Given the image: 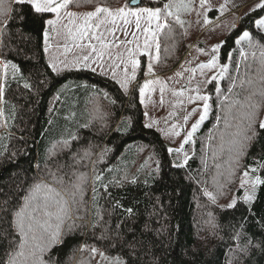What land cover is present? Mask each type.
<instances>
[{"label":"trees","instance_id":"16d2710c","mask_svg":"<svg viewBox=\"0 0 264 264\" xmlns=\"http://www.w3.org/2000/svg\"><path fill=\"white\" fill-rule=\"evenodd\" d=\"M106 2L116 8L128 0ZM137 3L143 6L148 0ZM95 6L92 3L74 8L93 10ZM4 8L11 11L5 17V34L0 35V60L17 64L24 79H13L9 70L4 101H0L4 113L0 117V202L15 204L34 180L45 176V164L53 171L59 164L60 174L68 180L84 174L83 200L73 206L72 217L82 227L63 246L52 250L53 259L62 264L80 260L98 264L88 251H79L80 245L86 243L107 255H120L129 264H226L229 248L251 239L253 245L259 246L251 249L244 264H264V185L258 188L251 210L239 200L235 208L222 207L234 186L227 182V152L220 155L219 149L221 136L234 131L224 123L226 106L231 103L225 96L240 91L238 87L232 94L227 91L231 86L229 77H237L236 66L240 63L235 37L247 28L264 44L251 23L264 16V11L246 13L227 36L222 58L228 59V51L236 49L228 77L223 79L219 94L213 91L211 116L197 131L195 143L187 145L191 150L188 163L176 167L161 132L145 127L138 87L125 93L115 80L88 69L54 72L44 51L42 22L26 4L5 0ZM173 27L174 39H161L162 61L157 64L161 72L173 69L188 47L183 43L184 30L179 25ZM244 49L249 59L240 63L239 75H244L247 63L252 66L249 75L255 76L259 50L254 49V60L253 50L246 45ZM178 50V58L169 57ZM143 78L141 75L140 80ZM24 80L32 85L30 89L23 87ZM258 131L260 135L243 164L254 166L253 158L264 156V129ZM64 140L67 146L58 144ZM54 146L56 154L49 157ZM217 163L222 165L219 170ZM218 171L224 176H217ZM97 175L100 180L95 179ZM213 177L225 184L216 204L203 195L205 187L216 192ZM242 194L239 190L238 195ZM128 208L132 214L126 211ZM213 218L215 229L209 223ZM7 227L0 220V228ZM238 231L242 233L239 241L233 239ZM102 234L110 239H100ZM197 236L202 239L193 253ZM124 241L134 244L135 249ZM112 243L116 247H111ZM4 247L6 244L0 243V256ZM69 256L73 257L70 261Z\"/></svg>","mask_w":264,"mask_h":264},{"label":"snow or ice","instance_id":"6c2138e0","mask_svg":"<svg viewBox=\"0 0 264 264\" xmlns=\"http://www.w3.org/2000/svg\"><path fill=\"white\" fill-rule=\"evenodd\" d=\"M17 4H26L31 14L38 18L45 26L42 32L44 51L48 52L50 48V39L60 38L63 40L65 53L71 50V46L78 49L82 55H77L73 60L68 61L65 57L60 60L53 56L49 59V66L54 72L59 73L64 69L70 68H91L96 71L92 65H98L104 69L105 57L111 63L108 67L112 71V76L116 79V70L122 68V76L117 79V83L125 93H128L130 85L137 81V74L143 70L146 77H155L153 79H145L142 85L138 83L134 87L139 88L140 102H145L146 94L154 91L159 86L161 104L165 91H170L171 95L181 99H177L173 107L182 106L184 104L185 93L195 92V95H187L188 103L192 104L196 101H202V111H199V119L192 123L182 138V142L177 148H168L169 154L175 153L178 159L182 156V161L176 163V167H184L189 160V155L184 151V145L195 143L193 136L199 129L201 123L206 119L211 105L208 94H201L199 85L195 89L182 86L180 89H170L165 80L156 76L155 66L162 61L161 57V39H174L175 28L173 25H179L184 28L185 21L181 19L182 13H192L196 11L198 17L203 18V24L211 23L208 13L213 10L211 0H199L197 10L194 5L196 0H148L147 4L141 6L136 0H128L120 7L108 6L106 0H15ZM231 0H225L217 11L222 15L228 10L227 5ZM5 0H0V35H4L8 27L5 17H8L11 9L4 8ZM96 6L93 10L87 12H77L70 10L78 8L84 4H92ZM235 6V5H234ZM257 9L264 11V0H258L250 12ZM247 15V14H246ZM199 23V20L197 21ZM256 30L257 36L264 39V16L254 18L251 22ZM230 27L236 28L235 22ZM122 34L123 39L120 38ZM54 34V36L52 35ZM184 34H187L185 29ZM131 37V39H129ZM224 41L220 44L213 45L211 48L210 58L207 62L199 63L195 68H185L184 71L190 72L189 83L195 77L197 71L202 77H205L203 83L208 84L212 81L223 79L225 73L228 72V64L219 63V50L223 46ZM235 44L240 46L239 54L241 62L249 59V53L245 51L246 45L251 51V56L256 59V51L259 50V65L256 69L255 76L249 75L251 65L245 63V73L239 75L240 63H237L236 78L229 77L230 87L228 93L232 94L235 88H239V92H235L234 96H225V100H231L226 106V114L224 123L226 128L234 129L228 133L230 137L225 141L224 136L220 138V155L227 152V182L231 183L232 179L239 174V189H243L242 197H233V199L222 207L235 208L238 200L245 205L250 206L257 197V190L264 185V156L261 158H253L254 166L243 164L244 157L248 155V151L252 144L258 139L260 133L258 129H264V119L260 118V112L264 111V44L253 35V32L245 28L235 40ZM200 53L209 55L204 49H197ZM167 52L168 48L165 47ZM231 52L228 59L231 61ZM141 57L147 58L146 69H142ZM188 63H191L190 61ZM61 65L63 67H61ZM218 69V75L206 76V70L211 72ZM9 70L13 79L20 77L24 79L20 67L12 63L10 60H0V101H4L6 87L8 86ZM176 76H183V72H177ZM169 80L172 78L169 77ZM23 87L30 89L32 85L24 80ZM219 94L221 89L219 84L215 88ZM107 96V93H105ZM115 103V101H112ZM199 106L193 107L190 112L183 115L182 124H172L170 128L161 131L168 137L181 136V130L187 125L189 119L197 114ZM4 115L0 110V117ZM145 112V116H147ZM169 115H175L170 113ZM219 121V117L217 118ZM233 121L235 123H233ZM157 121H151L145 124V127L151 128ZM72 139H75L73 136ZM211 140L212 137L209 136ZM225 143L227 149H225ZM62 146H67L68 141L58 142ZM55 146L49 152V157L55 155ZM85 155H88L86 152ZM217 153H213L215 158ZM147 163V162H146ZM40 166L37 165V168ZM205 167L207 164L205 162ZM215 167L219 170L222 165L217 163ZM45 176L36 179L25 189L23 196L13 204L9 205L7 200L0 202V220L8 225L7 228H0V243L6 244L3 248V255L0 256V264H62L59 259H53L52 250L58 246H63L66 240L75 234L77 228L82 227L76 224L73 217V206L82 202L83 188L82 183L84 174L76 176V179H65V175L60 174V165H56L53 171L47 164L43 169ZM75 175V173H73ZM217 176L223 177L224 173L218 171ZM96 180L101 177L97 175ZM119 184V181H116ZM213 183L216 185V192L209 191L206 187L203 189V195L206 196L213 204L217 203L218 195L223 194L222 189L225 184L217 177H213ZM105 189L107 185H104ZM95 192V189H93ZM95 198V197H94ZM78 210V209H77ZM132 214V209L126 210ZM211 216V213H209ZM102 219V217H101ZM212 228L217 225L214 218L209 221ZM93 228L96 224L92 225ZM119 227V225H117ZM147 227V226H146ZM243 227V225H241ZM242 233L236 232L233 239L239 241ZM100 239L108 240L110 237L101 235ZM202 237H195L193 241V253L196 252V245L200 243ZM119 242V234H118ZM131 249H135V245L124 241ZM252 240L249 239L245 244H236L235 248H229L226 264H244V259L248 257L253 247ZM111 247H116V243H112ZM79 251H88L95 258L97 255L106 264H127L120 255L109 256L105 251H101L95 246L82 244ZM47 257V258H46ZM73 257L69 256L68 260ZM67 264V262H64ZM76 264H85L83 260L77 261Z\"/></svg>","mask_w":264,"mask_h":264},{"label":"rangeland","instance_id":"374dc122","mask_svg":"<svg viewBox=\"0 0 264 264\" xmlns=\"http://www.w3.org/2000/svg\"><path fill=\"white\" fill-rule=\"evenodd\" d=\"M137 2V0H136ZM258 0H231L230 3H228L227 8L228 10L225 11L222 15L217 11L219 6L221 4L225 3V0H211V3L213 5V10L208 13V18L211 21V23L204 25L203 24V18L198 17L196 14V11H193L192 13H182L181 14V19H183L186 23L184 28H182L184 31L187 29V34H184V39L183 43L184 46L187 47V50L185 52L184 57H182L177 65L174 66L173 69L166 71V72H161L158 68V65L155 66V73L156 76L159 77L162 80H165L168 83V86L170 89H180L182 86H185L190 89H195L198 85L201 89V94H208L211 99L209 100V104L211 105L208 115L206 119L201 123L200 127L202 124L211 116L212 110H213V91H215V88L217 86V83L219 84V87L222 85L223 79L228 77V72L225 73V76L223 79H220L219 81H212V83L205 84L203 83L205 77H202L199 74V71L196 72L195 77L191 79V82L189 83V77L191 75L190 72L184 71L182 68V65L185 68H195L199 63L201 62H207V60L210 58V53H211V48L213 45L220 44L221 41H224V44L226 43L227 36L233 32L238 26L239 23L242 19V17L250 12L249 9L254 6L255 3H257ZM126 3V2H125ZM124 3V4H125ZM199 5V0H196V3L194 7L199 10L198 8ZM235 5V6H234ZM122 6V5H121ZM120 7V6H119ZM70 10L77 11V12H87L91 10H82V9H75L72 8ZM199 20V23L197 21ZM235 22L236 28L232 29L230 27L231 23ZM244 30V29H243ZM249 30V29H248ZM54 36V34H52ZM117 35H120V38L123 39L122 34L117 33ZM239 36V35H238ZM235 39H237V37ZM131 39V37H129ZM50 48L49 51L46 52V57L47 61L49 63V59L53 56L58 57L60 60H64L65 57L67 58L68 61H71L74 59L75 56L77 55H82L86 53H81L78 49L75 47L71 46V42H69V46L71 47V50L65 53L64 47H63V40L60 38H54L50 39ZM223 44V45H224ZM183 46V47H184ZM223 47V46H222ZM222 47L219 50V63L220 64H228L230 66L231 61L229 59H223L222 58ZM202 48L205 50L206 53H209V55H205L200 53L197 49ZM240 48V46H239ZM185 49V48H183ZM235 48H231L228 52H231V59L234 57L236 51ZM228 53V54H229ZM259 53V51H258ZM179 50L170 53L169 57H179ZM142 60V69H146V63H147V58L146 57H141ZM238 60L241 63V57L238 51ZM191 63H188V62ZM111 63L110 60H108L107 56L105 57V62H104V69L102 70L98 65H92V67L96 68V71L99 74H102L106 77H109L117 82V79H120L122 76V68L116 70V79L113 78L112 76V71L108 67V65ZM61 67H63L61 65ZM75 69H88L91 70V68H70V69H64L60 71L59 73L65 71V70H75ZM163 70V69H162ZM177 72H183V76H176L175 74ZM219 70L214 69L211 72H208L206 70V76L210 77L212 75H218ZM141 75L144 76L143 79L140 80ZM171 77L172 79L169 80L168 78ZM155 77H146L144 75V71L141 70L137 74V81L133 82V85H130L129 87V93L132 91L134 86L138 83L139 85H142L144 83L145 79H153ZM195 95V92L185 93L184 99V104L182 106H176L173 107V105L176 103L177 99H181L178 97H174L171 95L170 91H165L164 97H163V103L161 104L160 100V92H159V86H156V89L148 94H146L145 97V102L143 103L144 106V124L149 123L151 121H157L156 124L153 125V127L161 134L163 135L165 141L168 143V148H177L179 147L180 143L182 142L183 135L190 130L192 123H195L197 119H199V111H202V101H196L195 103H188L187 101V95ZM235 93H233L234 95ZM199 106L197 114L193 115L187 125L184 126V128L181 130V136L179 137H168L163 134L161 131L162 129H167L170 128L172 124H182L183 120L182 117L185 115L187 112H190L193 107ZM145 112H147V116H145ZM175 113V115H169L170 113ZM260 118L264 119V111L260 112ZM199 127V129H200ZM198 129V130H199ZM197 130V131H198ZM196 131V133H197ZM224 131V130H223ZM196 133L193 136V140L195 141L196 139ZM224 138L225 140L228 138L226 133H224ZM193 144V143H189ZM188 144L184 145V151H186L190 157L191 155V150L187 147ZM225 147H227L225 145ZM171 158L173 159V163H179L182 161V156L178 159L175 153L170 155ZM239 177V176H238ZM230 184H233L234 188L232 189L234 192L229 194L228 197L225 199L224 204L225 206L233 199V197H242L238 195V191L241 190L244 192L243 189H239V179L233 178L232 182ZM110 256V255H109ZM124 259V258H123ZM125 260V259H124ZM126 261V260H125ZM96 262L98 264H106V262L102 261L101 258L97 255L96 256ZM129 264V263H127Z\"/></svg>","mask_w":264,"mask_h":264}]
</instances>
